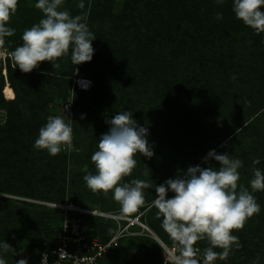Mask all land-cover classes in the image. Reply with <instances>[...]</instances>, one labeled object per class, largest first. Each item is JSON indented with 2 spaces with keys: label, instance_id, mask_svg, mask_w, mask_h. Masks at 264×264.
<instances>
[{
  "label": "trees",
  "instance_id": "1",
  "mask_svg": "<svg viewBox=\"0 0 264 264\" xmlns=\"http://www.w3.org/2000/svg\"><path fill=\"white\" fill-rule=\"evenodd\" d=\"M29 1L18 0L17 11L7 25L15 29V35L6 37L5 43L0 46V49L5 47L11 53L16 47L22 46L23 32L44 18L41 10L36 9L34 6H29ZM116 1L66 0L61 8V10L69 11L73 17L76 15L86 16V23L90 31L95 29L93 30L94 33L104 32L108 34V37L115 38L114 45L120 44L119 48L115 50L117 54L122 51V47L127 46L125 42L128 41L130 43L126 49L127 54L121 57V62L115 69L114 67L113 69L106 67L102 52L96 56L95 61L80 64V73L88 75L93 80V85L88 90L78 89L74 86V74L68 73L66 70L64 72H56L54 68L42 69L38 67L30 73H23L18 66L16 67L10 55L0 57V107H4L8 111L7 121L0 126V155L7 153V148L11 145L8 150L9 153H7L8 162L0 164V169L7 167L8 179L6 181L9 183L7 185L5 182L0 181V189L20 191L15 186L18 184L22 190L27 187L22 192V194L27 196L48 198V201L54 202L73 201L86 208H99L101 210L116 208L117 205L115 203V205L109 207L105 206L107 196L102 192L93 193L91 191L92 198L90 194L84 197L88 187L83 179L86 173L82 169L91 162V155L98 150V140L101 135L109 130L110 125L106 123V120L122 112V109L130 111L137 119L141 118L142 127L151 128L154 131V134H156L154 139L156 151L164 146V138L168 139L166 136L169 135L170 130L168 128L167 131H164L167 126H159L154 120H157L168 109H173L172 113L177 109L178 116L182 115H179V110H181V113L187 116L182 120V138L180 141L184 145L189 144L192 147L191 137L194 134L193 132L197 131L199 122L189 119L186 108L190 94H187L183 88L177 85V81L182 77L181 73H179L181 65L178 63L174 65L171 61H165L161 63L162 65L153 64L146 71L144 69L141 70L140 68H144L151 61L154 52L148 53V45L134 43L137 38L140 40L145 38L144 32H147L148 23L152 25L148 28V32L153 34L152 37L157 39L164 38L160 35H165V33L157 32V30H165V26L170 29L169 24L163 22L158 27L157 22H154L156 17L149 11L150 7L157 4L159 7L163 4L158 2L160 0H125L127 2L125 16L121 11L115 10L113 4ZM81 2L84 4L83 9L78 7ZM118 2H121V0H118ZM179 2L183 3L182 9L190 8L194 12L191 13V11L184 9L185 13L179 16L180 21L175 25L178 32L189 33L190 37L196 36L203 43L201 47L210 48L211 45H218L220 40L229 41L225 46L224 55L235 54V62L232 60L229 64L233 65L235 63L241 75L251 73L252 69L259 64L256 60L251 61V57H254L253 52L248 51V58L244 59V61L240 55V58L237 56L238 46L244 50L247 48L246 39L249 36L243 34H246L250 27L236 18L232 10L233 0H223L222 4H217L216 0H179ZM69 6L72 8H68ZM217 13H222V19H216ZM97 26L99 27L97 28ZM152 37H146L149 44H151ZM164 40L165 38L161 41ZM157 43L155 42L154 44L153 40L150 48L157 50V47L162 42H159L158 44L160 45L158 46ZM178 44L179 49H182L184 53L192 54L195 51L187 52L193 49L190 48L188 41ZM219 44L222 48L223 44ZM131 47H133V50H131ZM105 48L106 46L104 45L102 50H105ZM260 55L264 59L263 49L260 51ZM202 62L203 59L199 58L196 67L198 64L201 66ZM216 62L220 64L219 59ZM248 65H250V69L247 67ZM91 68L96 72L95 75L93 73L90 76L87 73L88 71L86 70ZM113 70L115 75H113ZM195 81L199 82V80ZM59 82L62 84L60 85L62 92L66 91L65 86L70 87L69 89L73 91L72 98L75 104L73 107V114L75 111L73 132L75 137L79 138V145L82 149L70 153L69 158H67V151L51 156L47 150H39L34 147L35 140L39 135V129L44 126L42 114L45 111L46 96L52 86L59 84ZM191 82L193 84V79ZM116 89L119 93L115 96L113 92ZM192 94L200 95L196 92H192ZM185 97H187V102L183 103L182 99ZM67 98L69 99V97H66L64 100ZM243 98L254 102L252 112L264 107V81L260 82L258 86H252L250 92H246ZM120 106L122 107L120 108ZM82 114L85 116L84 119H80ZM263 114L264 111L259 117L263 118L261 121L259 118H255L253 122L245 127L244 131L238 133L237 136L234 135L229 138L215 150L217 154L228 153L231 157H233L235 151V158L243 162V166L238 170L240 173L239 183L249 188L250 192L253 168H258L264 172ZM221 132L219 131L218 134ZM217 137L218 135H213V142L208 144V149L214 147ZM241 142H244L246 147L240 149L243 152L242 155L236 156L239 150L237 149V144ZM234 146H236L235 150ZM152 147H154V144ZM201 148L205 151L203 146ZM145 158L140 155L141 162H144ZM192 158L181 160V166L185 168L197 161V159ZM254 159H259L260 163L254 165ZM68 163L72 164L73 168H68ZM205 164V167L211 164L213 167L218 166L215 160H210ZM12 168L14 169L12 170ZM88 170L95 174L94 164ZM4 173V171L0 170V177ZM126 180L127 177H124L121 183H128ZM147 182L152 183L153 186L160 185L164 183V179L162 177L149 179ZM261 193L262 191L252 193L257 203L264 201V196L262 197ZM155 195L154 188L144 190L147 204L156 198ZM173 195L174 193L169 191L167 198H171ZM44 207L48 208V210L42 209L39 211L32 205L26 206L15 204L10 200H3L0 203V209L4 213L0 215V243L5 241L16 251L20 248L19 242L22 239H26L28 244L37 239L41 240L38 244V251L33 256H38L39 251L45 244H53L63 222L64 212L59 208H52L47 205ZM153 209L156 208L153 207ZM29 214H31L30 217ZM45 216L48 217L44 219L43 217ZM97 217L98 221L94 228L88 231V236L99 237L101 240L106 241L113 232L108 234L109 227L108 223L105 222L106 219ZM252 217H254L252 222L246 221L243 229L235 232L237 233L236 236L240 247L236 248L233 245V250L231 251L232 264H245V262L247 264H264L262 262L264 260V211ZM162 219L160 218L158 223L157 221L150 222L154 230L166 243H173L161 227ZM45 235H48L49 238L45 239ZM52 237L54 238L52 239ZM131 238L138 239L140 242L134 255L131 257L125 256V252L121 247L126 238H121L116 246L105 251L99 260V264H137L135 263L136 255H140L141 260H138L143 261L138 264H160L161 247L153 238L144 236H131ZM8 254H14V252L10 250L4 253L0 249V258L5 259L4 257ZM6 264L10 263L6 262Z\"/></svg>",
  "mask_w": 264,
  "mask_h": 264
},
{
  "label": "clouds",
  "instance_id": "2",
  "mask_svg": "<svg viewBox=\"0 0 264 264\" xmlns=\"http://www.w3.org/2000/svg\"><path fill=\"white\" fill-rule=\"evenodd\" d=\"M63 2L38 0L35 4L44 18L23 32L22 46L11 52L14 64L23 73H30L45 61L58 69L60 64L57 61L68 56L69 52L74 65L92 60V42L96 37L87 26L86 16L73 17L69 11L61 10ZM216 2L222 4L223 0ZM17 7L18 0H0V46L4 45L6 37L15 35V29L7 25ZM78 7L83 9L84 4L81 2ZM262 8L264 0H233L232 10L236 18L257 34L264 33ZM216 19H222V13H217ZM84 118L82 114L80 119ZM106 123L110 125L109 130L101 135L98 150L91 155L95 174L89 172L87 165L82 169L86 173L83 177L86 186L93 193L102 192L107 196L112 192L122 215L145 208V212L140 213L144 215L153 207L156 208L158 218H163L161 227L178 253L172 256V264H214L217 259L226 260L233 245L240 247L238 237L232 233L242 230L249 218L259 214L260 205L252 193L264 191V172L253 168L250 192L249 188L239 183L238 170L243 162L228 153L217 154L213 149L204 157V163L215 160L219 168L196 165L189 166L184 172L178 169L175 178L154 186L140 179L121 183L136 167L137 153L151 159L154 152L147 140L148 129L138 126L130 111L119 112L106 120ZM72 141L71 118L66 122L63 116L50 115L46 124L39 129L34 147L56 156L62 148L70 149ZM259 163V159L253 160L254 165ZM150 188L155 189L156 198L145 207L144 190ZM169 191L174 193L171 198H167ZM204 240L209 247L204 249L203 257L200 258L195 245ZM215 248L222 251L216 252ZM0 249L4 253L10 250L15 252L5 241L0 243ZM46 261L45 256L41 264H46ZM0 264H6V260L0 258ZM16 264H28V261L20 259Z\"/></svg>",
  "mask_w": 264,
  "mask_h": 264
},
{
  "label": "rangeland",
  "instance_id": "3",
  "mask_svg": "<svg viewBox=\"0 0 264 264\" xmlns=\"http://www.w3.org/2000/svg\"><path fill=\"white\" fill-rule=\"evenodd\" d=\"M38 2V0H30L29 6H34ZM66 0H64L63 4H65ZM159 3L163 4L158 7V4L156 6L150 7L149 11L151 14H153L156 19L154 22H157L158 27L162 25V23L167 22L170 26V29H167V26L164 27L165 30H157V32H164L165 35L159 34L161 37H164L165 40L157 39L155 37H152L153 34L148 32V28L152 25L148 23V28H146L147 32H144L143 39H135L134 43H142L145 45H148V53L151 51L154 52L153 58L151 61H149L144 68H140L141 70L144 69L146 71L150 68L153 64H160L162 62H173L175 64H180L181 69V79L177 81V85L180 88H183L184 91H186L187 94H190L189 101L187 102L185 97L182 99V102H187V113L189 119H193L197 122H199V127L197 131L193 132L192 139V147L189 144H183L180 140L182 138V130H181V124L182 120L185 115L184 113H181V110H179V115H177V109L172 113L173 109H168L167 111H164L162 116L158 117V119L154 120V122H157L159 126H167L164 131H167L168 128L170 130L169 135L164 138V146L160 147L159 150L156 151V144L154 143L155 135L154 131L151 128H148V136L147 140L149 145L152 147L154 144V147H152V150L154 152V155L149 158H145V161H140V153H137L135 156V159L137 161L136 167L134 168L132 174L127 177V182L130 183L133 179H140L144 181H148L149 179H158L163 178L164 182L168 180V178H175L178 174V169L182 172L186 171L189 166H196L199 165L201 167H205L204 163V157L207 155L209 150H216L218 149L223 143H225L229 138H232L234 135L237 136L238 133L245 130V127L255 118H259L261 113L264 111V107L261 109H258L255 112H252L254 102L244 99V95L246 92H250L251 87L258 86L260 82L264 81V59H262V55H260V51L264 50V33L257 34L253 29L249 28V30L246 32V34L249 36L247 40V48L244 50L241 47H237L238 54L243 59H247L249 52L254 53V57H251V61L256 60L259 64L254 67L251 71V73L248 74H240L238 71V68L235 66V63L233 65H230L231 61L233 60L235 62V54H227L224 55L226 48L225 46L228 44L229 41L227 40H220L218 42V45H214L209 47H201L203 43L199 41V39L196 36L190 37L189 33H180L178 32V29L175 28V25L180 21L179 16L185 13V10L192 11L190 8H184L183 3H180L179 0H160ZM185 4V3H184ZM115 10L117 9L118 12H122L125 16V10L127 7V2L125 0H121V2L116 1V3L113 4ZM68 8H72L69 6ZM37 9V8H36ZM182 9V10H181ZM264 11V8L261 9ZM146 20V19H144ZM149 22V20H148ZM99 26H97L98 28ZM92 29L91 32L94 34L96 39L92 42L93 48H94V54L93 58L90 62L95 61L96 56L102 52L104 54V59L106 63V67L110 69H114L119 66L121 62V57L127 54L126 49L129 46V42L126 43V47H122V51H120L118 54L116 53V49L119 48V43L117 45H114L115 38L111 36H107L108 34L104 32L94 33ZM154 33V32H153ZM242 35V36H243ZM152 37L151 44L147 42L146 37ZM154 40L155 42H162V44H158L157 50L154 48H150L152 46ZM183 41H188L190 49L187 52H190L192 50H195L194 53H184L182 49H179V44ZM205 43V42H204ZM223 44L222 48L220 47V44ZM164 44V45H163ZM104 45L106 46L105 50H102ZM163 45V46H162ZM135 47V46H134ZM5 48V47H2ZM201 48V49H200ZM131 50H133V47H131ZM235 51V50H234ZM249 51V52H248ZM199 58L203 59L202 65L196 67V63ZM240 58V57H239ZM220 60V64H218L216 61ZM87 62V63H90ZM195 62V63H194ZM57 63L60 64V68L55 69L56 72H70L71 74L76 75H83L80 73V67L81 65H74L71 62V52H69L68 56L60 58ZM217 63V64H216ZM225 65V66H224ZM223 66V67H222ZM39 67L42 69H51L53 68L52 64L48 61L42 62ZM221 67V68H220ZM250 69V65L247 66ZM71 70V71H70ZM73 70V71H72ZM206 70V71H205ZM87 73L91 76L93 73L96 74L93 69L86 70ZM223 71V72H221ZM85 75V74H84ZM113 75L114 70H113ZM88 76V75H87ZM193 79V84H192ZM195 80H199V82H196ZM62 84H54L52 86V89L48 92L47 98L45 100V111L42 114L43 123L44 125L47 122V117L50 115H60L63 116L65 121H69L68 115H66L63 111V104L66 100H64L66 97H70L73 95V91L70 90L68 86H65L66 91L62 92V87L60 86ZM74 85V80H73ZM73 87V86H72ZM64 88V87H63ZM207 91H206V90ZM192 92H196L200 95H194ZM116 96L119 91L113 92ZM51 97V99H49ZM182 103V104H183ZM75 104L73 103V107ZM123 106V105H122ZM120 106V108L122 107ZM141 110V108H140ZM124 111L123 109L121 110ZM139 113V112H138ZM172 113V114H171ZM74 114H72L73 117H71V125L73 128L74 123ZM264 117V114H263ZM8 118V111L4 107H0V126L4 125V123L7 121ZM140 118V117H139ZM133 119L138 122V126H141L142 119L135 118V115L133 114ZM263 118H259L261 121ZM255 120V121H259ZM230 128V129H229ZM239 129L237 132L236 130ZM74 131V128H73ZM163 131V132H164ZM219 131H222L220 134H218ZM213 135H218L217 139L214 142V147L208 149V144L213 142ZM225 138V139H224ZM236 142V141H235ZM205 143V145H204ZM203 146L205 148V151L201 148ZM11 145L7 148V153H9V148ZM234 146V150H235ZM244 142H241L240 144H237L238 152L236 156L242 155L243 152L240 151V149L245 148ZM63 150V151H62ZM61 152L67 151L69 158L70 153L73 151H79L82 150L81 146L79 145V138L75 137V134L73 132V141L71 148L64 147L62 148ZM261 150V149H260ZM46 151V150H45ZM7 153H2L0 155V161L1 165L4 162H8V155ZM193 157V158H192ZM233 157L235 158V151ZM197 159L194 163L189 165L188 167L183 168L181 166V162L187 159ZM10 160V156H9ZM182 160V161H181ZM217 162V161H216ZM218 163V162H217ZM213 164V163H212ZM211 164V165H212ZM0 165V167H1ZM68 168H73L72 164H67ZM88 168H92V162L87 164ZM220 165L218 163V166H215V168H219ZM14 168H12L13 170ZM150 172H149V170ZM4 171L2 177H0V181L5 182V184L8 185L9 182L6 180L8 179V173H7V167L0 169ZM147 173V174H146ZM154 174V175H151ZM21 184V183H20ZM16 189L20 191H6L3 189H0V203L3 200H10L11 202L15 204H21L26 206H34V208L41 211L42 209H46L44 206L47 205L49 207L54 208L53 206L49 205L50 202L54 201H48V198H40V197H34V196H27L22 194V192L27 188H22L20 185L16 184ZM16 190L15 188H13ZM89 190V192H88ZM91 190L87 188V192L84 194V197H87L88 194L91 195ZM152 194V193H151ZM262 197L264 196V191L261 193ZM92 198V195L90 196ZM154 200V199H153ZM152 200V201H153ZM151 201V202H152ZM149 202V203H151ZM264 201H260L258 204L260 205V214L263 210V204ZM117 205L114 209H104L101 210L97 208V210L101 212H105L106 214H109L111 216H99L103 219L105 218L108 223V234L114 233L119 225H127L131 222H134L130 225H128V233L121 236V238H126L123 245L122 250L125 252L126 257H131L134 255L135 250L138 249V246L140 245L139 240L132 239L131 236H144L153 238L158 245L161 247V255L160 257V264H172V256L178 254L176 252L175 246L173 243H166L154 230L153 225L150 221L158 223L159 219L162 217L157 216V209H151V211L146 212L144 215H141L140 213L145 212V208H141L139 212L128 214V215H122L120 212V205L113 199V193L109 192L107 194V201L105 203V206H112ZM148 203V204H149ZM44 205V206H43ZM147 207V203L145 205ZM107 208V207H106ZM94 209V208H91ZM50 210V209H49ZM3 210L0 209V215H3ZM31 214H29V217ZM49 216V215H48ZM48 216L43 217L44 219ZM98 216V215H97ZM97 216H86V220L88 223V230H91L94 228V226L97 223ZM30 219V218H29ZM102 220V219H99ZM112 220V221H111ZM254 220V217L249 218L247 221L252 222ZM236 231H233V235H237L235 233ZM126 233V231H125ZM47 236V237H46ZM54 236V235H53ZM130 237V238H129ZM45 239H48V235L44 236ZM54 237H52L53 239ZM41 241V240H40ZM38 239L34 240V242L28 244V241L26 239H22L19 244L20 248L14 252V254H8L4 258L6 262H9L10 264H16V261L20 259H26L27 261L30 260V258H33L34 253L38 251V244L40 242ZM195 247L199 250V257H203L204 249L209 247V244L206 240L199 241ZM233 250V247H232ZM231 250V251H232ZM214 251L221 252L222 249L215 248ZM17 253V254H16ZM260 254V253H259ZM29 256V258H28ZM137 259L135 263H142L143 261H140L141 256L136 255ZM140 259V260H138ZM231 259V252L226 260H219L217 259L214 264H232ZM264 262V260H262ZM245 264H247L245 262Z\"/></svg>",
  "mask_w": 264,
  "mask_h": 264
},
{
  "label": "built area",
  "instance_id": "4",
  "mask_svg": "<svg viewBox=\"0 0 264 264\" xmlns=\"http://www.w3.org/2000/svg\"><path fill=\"white\" fill-rule=\"evenodd\" d=\"M7 55L11 56V53L5 48L0 49V57ZM73 80L74 86L78 89L88 90L93 85L91 77L84 74L74 76ZM63 111L69 118L72 117V96L64 102ZM49 205L63 210V222L53 244H45L39 251L38 256L30 258L28 264H41L45 256L47 257L46 264H99V260L105 251L116 246L119 238L129 232L128 225L134 223L119 225L109 239L104 241L99 237L88 236V223L85 217L97 215L106 217L111 215L101 212L97 208L82 207L73 201L50 202ZM61 253H63L62 259Z\"/></svg>",
  "mask_w": 264,
  "mask_h": 264
}]
</instances>
